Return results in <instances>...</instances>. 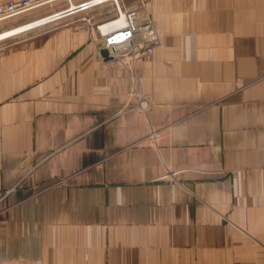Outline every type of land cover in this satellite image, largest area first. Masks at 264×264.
<instances>
[{
    "label": "crops",
    "instance_id": "obj_1",
    "mask_svg": "<svg viewBox=\"0 0 264 264\" xmlns=\"http://www.w3.org/2000/svg\"><path fill=\"white\" fill-rule=\"evenodd\" d=\"M89 1L0 20L50 17L0 40V264H264V0H152L134 69Z\"/></svg>",
    "mask_w": 264,
    "mask_h": 264
},
{
    "label": "built area",
    "instance_id": "obj_2",
    "mask_svg": "<svg viewBox=\"0 0 264 264\" xmlns=\"http://www.w3.org/2000/svg\"><path fill=\"white\" fill-rule=\"evenodd\" d=\"M103 2H111L116 7L115 14L110 19L95 26L103 41V48L108 51V62L113 66L134 69L137 61L152 58L161 43L152 15L149 13L143 18L140 13L141 7L122 8L120 0H92L79 7L80 10H86ZM141 2L145 7L150 6L152 0H141ZM39 5H41L39 0L2 3L0 20L22 14Z\"/></svg>",
    "mask_w": 264,
    "mask_h": 264
},
{
    "label": "bare ground",
    "instance_id": "obj_3",
    "mask_svg": "<svg viewBox=\"0 0 264 264\" xmlns=\"http://www.w3.org/2000/svg\"><path fill=\"white\" fill-rule=\"evenodd\" d=\"M34 1H38V0H34ZM39 1L41 2V5H42L46 0H39ZM41 5H39V6H41ZM79 10H80V7H79ZM52 17L53 18H59L60 17V14H56V15H54ZM49 18L40 19V20H37V21L32 22L30 24H27V25L21 26L19 28H15V29H13L11 31L5 32L3 34H0V40L5 39V38H8V37L13 36V35H16V34H19V33H22V32H24L26 30H29V29H31V28H33L35 26H39V25L45 23ZM122 22H124V21H122ZM120 27H121V25H119V28Z\"/></svg>",
    "mask_w": 264,
    "mask_h": 264
},
{
    "label": "rangeland",
    "instance_id": "obj_4",
    "mask_svg": "<svg viewBox=\"0 0 264 264\" xmlns=\"http://www.w3.org/2000/svg\"><path fill=\"white\" fill-rule=\"evenodd\" d=\"M120 4H121V6H122V8H126V9H128V8H131V7H133V6H130V7H127V6H124V2H123V0H120ZM135 6H137V7H141L140 8V13H141V16H142V14L144 13V14H151V9L149 8V6L148 5H146L145 7L142 5V2H141V0H139V3L137 4V5H135ZM40 6H38L37 7V9L39 8ZM34 9H36V8H34ZM104 10H106V11H109L108 13H110L111 15L113 14H115V11H116V7H115V5L112 3V5H108L107 7H103V9H102V11L104 12ZM112 15V16H113ZM111 16V17H112ZM146 17V16H145ZM145 17H143V18H145ZM41 19V18H40ZM40 19H38V20H40ZM43 19V18H42ZM37 21V20H36ZM100 35V34H99Z\"/></svg>",
    "mask_w": 264,
    "mask_h": 264
},
{
    "label": "water",
    "instance_id": "obj_5",
    "mask_svg": "<svg viewBox=\"0 0 264 264\" xmlns=\"http://www.w3.org/2000/svg\"><path fill=\"white\" fill-rule=\"evenodd\" d=\"M103 55L105 56V58L108 60L109 58H108V51L107 50H104L103 52Z\"/></svg>",
    "mask_w": 264,
    "mask_h": 264
}]
</instances>
